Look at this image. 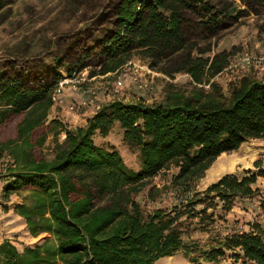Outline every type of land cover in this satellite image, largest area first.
<instances>
[{
	"label": "trees",
	"instance_id": "obj_1",
	"mask_svg": "<svg viewBox=\"0 0 264 264\" xmlns=\"http://www.w3.org/2000/svg\"><path fill=\"white\" fill-rule=\"evenodd\" d=\"M187 11L203 12L209 24L219 25L206 0H119L116 31L104 46L100 75L118 72L133 57L166 59L183 50ZM227 58L224 53L211 61L188 57L164 72L188 75V91L168 84L159 104L107 102L84 127L74 129L59 119L48 120L56 106L55 87L8 79L0 66V160L6 158L2 200L26 193L28 203L11 205L17 217L13 223L31 238L49 235L21 250L3 240L0 264H154L186 248L179 223L183 217L207 220V211L218 204L229 212L236 200L256 197L264 216V194L256 187L258 178L264 180V169L258 163L257 173L225 175L170 212L157 209L144 217L133 200L170 165L178 168L171 186L188 194L218 157L250 140L264 143V79L244 76L226 96L210 80L227 68ZM202 85H209L208 90ZM115 127L122 131L123 143L138 151L139 171L129 169L113 148L95 144L94 136L104 138ZM49 136L56 148L47 161L43 146ZM92 191L109 196L110 203L96 207ZM161 193L151 187L148 197L154 201ZM2 211L7 213L5 205ZM235 249L248 264H264V224L226 236L200 258L216 264L225 251Z\"/></svg>",
	"mask_w": 264,
	"mask_h": 264
},
{
	"label": "rangeland",
	"instance_id": "obj_2",
	"mask_svg": "<svg viewBox=\"0 0 264 264\" xmlns=\"http://www.w3.org/2000/svg\"><path fill=\"white\" fill-rule=\"evenodd\" d=\"M119 0H1L0 4V66L8 79H14L30 87L50 85L69 79L63 87L62 103L54 106L48 120L59 119L70 129L82 128L86 124L80 116L85 110L94 114L104 103L122 101L130 104L138 100L147 105L164 102L168 84L188 91L191 78L183 73L167 76L173 68L187 59L212 60L217 54L228 55V66L210 82L217 83L228 96L231 86L242 77L264 79V1L263 0H206L218 16L219 25L209 24L203 12L187 11L184 14L182 32L187 46L177 54L164 59H141L133 57L118 72L100 75V65L106 58L103 53L108 39L116 31L115 9ZM153 65V67H152ZM56 74L60 77L58 80ZM120 81L118 93L113 85ZM208 90L209 85H202ZM93 97V107H79V103ZM89 111V112H90ZM83 125V126H82ZM64 136L61 135V142ZM96 145L116 150L124 164L133 171L140 170L137 150L129 149L122 141V131L115 127L104 138L96 135ZM56 144L49 136L43 146V156L52 160ZM258 163L264 169V143L250 140L237 151L218 157L198 180L192 191L183 194L171 186L178 168L170 165L153 178L148 186L133 195L144 217L155 210L170 212L185 205L193 192H202L211 183L225 175L242 178L257 173ZM6 158L0 160V211L2 205L12 215L11 205L27 201L26 193L12 195L8 202L2 200L1 186L4 182ZM162 189V193L151 201L148 190ZM256 187L264 194V180L257 179ZM93 194V204L103 207L110 203L107 195ZM259 198L236 200L229 212L208 210L210 219H180L181 239L185 245L174 256L161 258L154 264H209L200 257L202 253L217 247L226 236L248 232L253 223L264 224V216L258 207ZM202 207H196V211ZM6 215V216H5ZM10 223V221H6ZM6 223L1 226H5ZM6 232V233H5ZM19 250L32 246L49 235L31 238L21 224L5 227L2 234ZM187 253V255H186ZM212 264V263H211ZM216 264H248L238 249L225 251Z\"/></svg>",
	"mask_w": 264,
	"mask_h": 264
},
{
	"label": "built area",
	"instance_id": "obj_3",
	"mask_svg": "<svg viewBox=\"0 0 264 264\" xmlns=\"http://www.w3.org/2000/svg\"><path fill=\"white\" fill-rule=\"evenodd\" d=\"M69 83H71V80L64 79V80L58 82V84L56 85L54 94L52 96V101L56 105L62 103L61 94H62V91L64 90L63 87L66 86ZM120 84H121L120 81H117V82L114 83V85H113V91H114V93H118L119 88H120ZM94 104H95L94 98L93 97H89V98H87L85 100H82L79 103V107H93ZM95 108L98 109L99 107L96 106Z\"/></svg>",
	"mask_w": 264,
	"mask_h": 264
},
{
	"label": "crops",
	"instance_id": "obj_4",
	"mask_svg": "<svg viewBox=\"0 0 264 264\" xmlns=\"http://www.w3.org/2000/svg\"><path fill=\"white\" fill-rule=\"evenodd\" d=\"M89 111L90 110H85V112L82 114L83 116H80V119H82V121H84L85 124H86L87 119L90 118L93 115V114H91V111L90 112ZM65 122H66V124L68 123V121H65ZM10 197H12V195ZM3 215H4V213H2L0 211V243L3 240H6V239L8 240V238H10L9 235L15 234V233H8V234L3 235L2 231H4L5 227H9V226L15 225L13 222H15L17 220V217L14 214H12V216L11 215L8 216V218L7 217L6 218H1ZM6 221H10V223H7ZM3 223L4 224L6 223V225L5 226H1V225H3Z\"/></svg>",
	"mask_w": 264,
	"mask_h": 264
}]
</instances>
